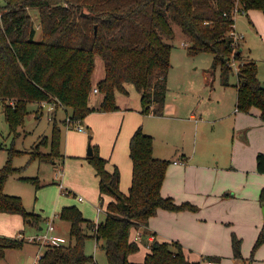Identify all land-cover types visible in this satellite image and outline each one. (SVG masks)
I'll use <instances>...</instances> for the list:
<instances>
[{
    "label": "trees",
    "instance_id": "1",
    "mask_svg": "<svg viewBox=\"0 0 264 264\" xmlns=\"http://www.w3.org/2000/svg\"><path fill=\"white\" fill-rule=\"evenodd\" d=\"M0 7V102L1 111L12 133H18L30 113L32 103L58 102L66 110L62 120L54 118L51 143L47 136L30 152V161L56 163L60 152L61 125L83 122L91 113L117 111L116 93L128 95L126 85L133 84L141 94L142 114L164 116L168 76L172 69L170 43L176 37L177 24L187 38L189 54L213 55V67H221L224 84L234 71L232 61H239L238 111L249 113L253 107L264 120V87L258 78L257 64L243 61L240 39H236V16L257 10L264 13V0H5ZM40 13L41 38L29 11ZM104 61L105 77L94 85L95 60ZM233 72V73H234ZM102 94L98 108L90 107L94 88ZM40 107V106H39ZM59 108V105H58ZM41 109V108H40ZM71 113H69V110ZM42 110V109H41ZM0 132V149L3 148ZM92 139V136H90ZM50 152L42 148L48 146ZM133 163L132 183L128 193L120 188L118 167L110 172L108 160L98 147L85 159L99 178L100 202L110 197L105 220L87 219L75 206L63 207L59 217L70 224V241L59 247H47L38 264H98L86 254L85 241L95 238L106 252L108 264H191L179 242L155 241L142 263L130 257L140 251L134 232L148 228L159 210L197 211L190 203L178 204L162 194L169 160L154 156V139L140 126L130 139ZM15 154L16 150L11 149ZM258 171L264 174V154L257 157ZM15 171L11 161L0 169V213L20 215L26 224L39 229L47 219L28 212L22 198L6 194V184ZM42 185L39 178H27ZM60 185V184H59ZM67 195L69 191H65ZM264 203V190L260 196ZM26 238V237H25ZM72 239L75 243H72ZM24 235L0 236V259L7 250L23 249ZM264 243V226L254 250ZM236 260H244L242 240L232 235ZM204 261H220L207 256Z\"/></svg>",
    "mask_w": 264,
    "mask_h": 264
},
{
    "label": "crops",
    "instance_id": "2",
    "mask_svg": "<svg viewBox=\"0 0 264 264\" xmlns=\"http://www.w3.org/2000/svg\"><path fill=\"white\" fill-rule=\"evenodd\" d=\"M237 16L243 18L245 26L241 29L242 34L237 33V23L234 26L235 33L241 38L243 59L252 60L257 64L258 78L264 87V13L252 10ZM244 34L247 36L245 37ZM249 37L250 40L260 45L258 57L253 58L252 50L245 46L244 41ZM182 43L185 44L184 41ZM254 48L257 50L258 47ZM204 77L207 83L214 82L212 78L207 77L206 73ZM228 82V85L223 86L224 93L230 91V107L227 109L224 103H221L223 108H219L220 110L204 105L207 102L212 103V97H209L212 95L204 94L210 90L209 86L203 85L202 88H196L190 85L181 91L193 93L192 104L188 101L183 104L170 103L166 96L164 116L148 115L147 120H178L183 126L181 144L175 156L172 159H168L165 155L156 156V147L154 156L169 160L172 164L167 171L162 194L173 198L178 204L190 203L198 210L195 212L159 210L156 216L150 219L148 228L134 232V240L137 234L143 233L142 236H145L141 237L140 251L130 257L132 262L142 263L146 255L150 253L153 242L174 241L181 243L185 252L196 251L201 254V260L196 261L195 264H202L203 258L207 256L220 258V261L216 262L223 264L226 258L236 260L232 249V235L235 234L242 240L244 257L242 261L245 262L243 264H264V246L256 253L252 251L264 226V205L260 202V196L264 190V174L258 171L257 166L258 155L264 154V120L258 108L253 107L249 113L238 111L237 86L239 81L236 83L229 78ZM212 89L213 87L211 91ZM169 90L168 87V92ZM199 91L204 92L197 94ZM96 95H101L100 104L102 103V94L94 93L90 97L92 108H98L100 105H94L93 100ZM139 95L141 101V94ZM141 111L142 104L137 112L142 113ZM56 115L58 117V112ZM121 115L123 114L119 113L115 116L120 117ZM133 115L134 121L127 128L126 136L122 140V148H120L124 154L115 153V149L113 153L109 151L102 153V157L108 160L107 169L110 172L114 171L115 167L119 168L120 188L124 193H128L133 176L130 139L140 126L146 134H153L148 131L147 123L143 122L141 116ZM112 116L114 115L93 112L86 120L93 123L95 117L106 120ZM163 145L169 144L162 143ZM86 156L88 154L86 155L84 151L82 153L69 152L65 155L63 165H65L66 157L68 161L76 157L85 159ZM116 156H118L117 159ZM75 163L80 165L79 177L84 179L83 188L92 192L85 194V198L79 197L78 200L83 202L93 198L94 190L95 199L98 196L100 201L99 178L94 168L92 169L86 160ZM63 168L64 166L56 174V181L60 184L61 191H68L63 180L65 178ZM66 184L69 185L68 179H66ZM110 201V197H104L103 207L101 206L98 210L104 212ZM66 206L74 205L63 207ZM24 223L20 215L0 213V236L17 237V232L21 230ZM42 228L43 226L37 231L39 232ZM251 259L252 263H249ZM237 261L240 263L239 260ZM207 264L213 263L207 261Z\"/></svg>",
    "mask_w": 264,
    "mask_h": 264
},
{
    "label": "rangeland",
    "instance_id": "3",
    "mask_svg": "<svg viewBox=\"0 0 264 264\" xmlns=\"http://www.w3.org/2000/svg\"><path fill=\"white\" fill-rule=\"evenodd\" d=\"M5 4V0H0V7ZM29 13L38 30L36 39H40V13L37 9H31ZM236 23L237 33L242 34L241 29L245 27L243 25V18L239 16ZM172 25L176 37L170 42L174 48L171 53L172 69L169 73L168 87L170 90L167 95L168 101L175 104H183V102L188 101L192 104L194 100L193 93L191 91L184 92L181 90L190 85H193L196 88H202L203 85H206L209 86L210 90L204 94L212 95L209 96L212 97V103L207 102L204 103V105L220 110L219 108H223V104L221 103H224L226 109L229 108L230 91L227 93H224L223 91V86L225 85L224 79L226 77L223 76L221 67H213V55L209 53H201L196 56H191L189 54V47L184 46L182 43L183 41L188 43V40L183 35L181 28L175 23ZM1 31L2 22L0 16V33ZM244 35L245 37L247 36V34ZM238 41L239 44H241V39ZM244 42L246 48L252 50V57H258L260 45L256 44L254 40H250V37L245 39ZM254 47H258L257 50H255ZM231 61L232 65L234 64L232 66L234 71L237 72L240 62L234 60ZM243 61L248 60L243 59ZM234 71H232L227 78L228 80L230 78V80L237 83L238 77L233 73ZM204 73H206L207 77L212 78L214 82L211 81L207 83ZM104 77V61L101 57L97 56L95 60V70L92 77L94 85H97L104 79ZM211 87H213L212 91ZM126 88L128 90V95L120 92L116 93V101L119 109L117 111L105 113L114 115L111 118L105 120L95 117V120L91 123L89 120H86L91 115L90 114L83 122H72L68 125H61L60 152L62 155H67L69 152L82 153L83 151L87 155L90 144L92 147H98L101 156L103 152L107 153L109 151V153H113L114 149L115 153L120 152L121 155L124 154L123 150L120 149L122 148V140L124 139V136H126L127 128L134 121L133 114H137L143 118L144 123H147L148 131L153 133L151 135L154 139V151L155 147L157 149L155 155H165L168 159H172L175 156V152L181 144L183 134V126L181 123L178 120L171 119L147 120L148 115L137 112L141 107V101L136 87L129 83ZM203 92L204 91H199L197 94H202ZM92 94H94V92H92ZM100 96H95V101L93 100L94 105L100 104ZM1 107L2 104L0 102V132L2 135L1 142L3 143V148L0 149V169L6 166L9 160L11 161L12 166L15 167V171L7 181L5 190L6 194L21 197L28 212L40 214L42 218L47 219V221L43 223V228H46L47 223L53 220L56 228H58V234L66 237L69 241L70 225L64 220L62 221L59 217L60 210L63 206L74 205L81 210L83 215L89 220L98 223L104 221L105 213L98 210L101 207V202L99 201L98 196L97 199H95L94 190L93 198H89L83 202L78 200L79 197L85 198V194L92 193L90 190L86 191L83 188L84 179L79 177L80 165L75 163L76 161H84L86 159L83 157H76L67 161L68 157H66L65 165H63L65 158L63 160H57L56 163H46L39 160L30 161V152H33L34 147L40 142L41 138L47 136L49 144L52 140L54 120L50 121L48 119L46 110H41L37 103L29 105L30 113L26 117L24 125L19 129L18 133L14 134L11 132L9 124L5 119V115L1 111ZM58 110L56 113L58 112V120L60 121L65 118L66 111L62 108H58ZM68 110L69 113H71V110ZM119 113L124 116H115ZM127 115L129 116L127 117ZM106 122H108V125H106ZM79 125L82 126L83 130L79 129ZM90 136H92V139H90ZM162 143L169 145L162 146ZM166 146L168 148L167 151ZM12 148L16 150L15 154L11 153ZM42 151L44 153L50 152L49 145L42 148ZM117 157L118 156H116V159ZM86 162L88 163L87 160ZM63 166V174H65V178L69 181V185L66 184V179L63 177L66 185L65 188L70 192L69 195H67L65 191H61L59 183L56 181V174ZM90 166L93 169L92 165ZM171 166L172 164H170L168 171ZM37 177L42 185L39 189H37L35 182L26 180L27 178ZM37 233L38 231L36 228L24 223L21 230H18L17 232V237H19L20 234L24 235L26 241L24 248L7 250L6 257L0 259V264H36L37 255L44 253L46 248L40 247L41 245L38 243L29 241L27 237L34 236ZM72 243H75L74 239H72ZM262 246H264V243L254 250V245L252 251L256 253L262 248ZM85 252L86 254L93 256L98 264H108L106 252L104 249L98 247L95 238H88L85 241ZM185 253L192 264L201 260V254H198L196 251H186ZM202 262V264H207V260ZM248 262L252 263V259ZM212 263L218 264L216 261H213ZM243 263L245 262L240 261V263H238L237 260L232 258H226L223 260V264Z\"/></svg>",
    "mask_w": 264,
    "mask_h": 264
},
{
    "label": "built area",
    "instance_id": "4",
    "mask_svg": "<svg viewBox=\"0 0 264 264\" xmlns=\"http://www.w3.org/2000/svg\"><path fill=\"white\" fill-rule=\"evenodd\" d=\"M233 35L235 36V38L237 40L240 39V37L235 32L233 33ZM93 92L98 93L99 92L98 88H95L93 90ZM58 105H59V108H62L65 110V107H63L58 102H42L39 104L40 108L43 111L46 110V112H47L46 114H47L48 119L50 121L54 120L55 115H56V111L58 110ZM66 120H67V125L72 123L70 118L67 117ZM79 129L83 130L82 126L79 125ZM80 200H82V198H80ZM141 237H142V234H137L135 237V241L140 243ZM27 239L31 242L38 243L41 245L40 247H45V248H47V247H59V246L66 245L69 243V240L66 237L58 234L57 228H56L53 220L47 223L46 228H42L36 235L27 237ZM43 254L44 253L37 255L36 264H38L39 261L42 259Z\"/></svg>",
    "mask_w": 264,
    "mask_h": 264
},
{
    "label": "water",
    "instance_id": "5",
    "mask_svg": "<svg viewBox=\"0 0 264 264\" xmlns=\"http://www.w3.org/2000/svg\"><path fill=\"white\" fill-rule=\"evenodd\" d=\"M93 154L92 146L91 144L89 145V150H88V156H91ZM264 213V210H263Z\"/></svg>",
    "mask_w": 264,
    "mask_h": 264
}]
</instances>
